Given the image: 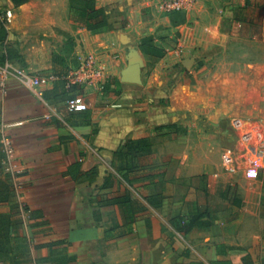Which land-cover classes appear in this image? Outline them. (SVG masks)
I'll list each match as a JSON object with an SVG mask.
<instances>
[{
	"label": "crops",
	"instance_id": "0c3cea01",
	"mask_svg": "<svg viewBox=\"0 0 264 264\" xmlns=\"http://www.w3.org/2000/svg\"><path fill=\"white\" fill-rule=\"evenodd\" d=\"M46 1L52 2L32 0L15 8L12 0H0V56L9 55L15 37L12 21L2 20L4 10L15 14ZM160 3L112 14L108 20L116 24L101 35L71 21L66 5L56 31L66 37L73 32L74 52L83 44L120 54L119 60H105L106 85L102 93H88V111H60L63 92H48L41 100L17 83L0 96V129L9 126L15 149L10 162L0 142V264H264V152L253 160L261 164L256 176L249 177L253 163L248 171L218 154L222 145L213 135L222 132L228 114L182 102L178 95V88L196 95L200 86H213L226 74L264 66L254 45H245L264 42V21L254 30L247 26L258 20H246L264 0H202L172 16ZM144 43L165 55L144 53ZM182 52H194L190 69L184 65L190 58H179ZM218 55L221 60H212ZM199 59L204 65L196 69ZM155 60L154 75L181 63L193 76L180 84L168 73L145 80ZM134 63L141 67V84L123 80ZM212 103L210 97L205 106ZM181 127L187 137L177 133ZM141 139L159 157L178 159L169 181L162 172L131 181L119 175L118 152ZM116 177L123 183L121 199L134 204L132 214L106 200L115 197L109 182ZM196 212L209 214L203 219L208 226L184 234L171 223Z\"/></svg>",
	"mask_w": 264,
	"mask_h": 264
},
{
	"label": "rangeland",
	"instance_id": "374dc122",
	"mask_svg": "<svg viewBox=\"0 0 264 264\" xmlns=\"http://www.w3.org/2000/svg\"><path fill=\"white\" fill-rule=\"evenodd\" d=\"M30 1L32 0H12V3L15 8H20ZM155 1L157 0H94L96 8L100 10L98 15L93 16L91 14L92 16L87 23L81 25L85 26L95 35H101L110 30L109 27L100 26L102 17L107 19L114 18L111 17L113 16L112 14L120 10L143 8L144 6L153 4ZM66 5H68L70 10V20L72 21L73 17L78 18L77 12L72 16L70 0H52L51 3L46 1L42 5H34L32 8L22 7V11L15 13L12 19V29L15 37L8 53L13 57L20 58L24 66L32 70H45L49 73L67 72L75 64V46L71 37L73 32L66 37L56 31L58 28L56 24L59 22ZM259 5L258 10L247 14L246 20L252 18V20H258V23L248 24V28L250 27L254 30H257V27L263 28L264 3H260ZM144 12L147 13V10ZM73 22L76 23L74 20ZM70 29H75V25H72ZM245 45H254L258 50V52H255V58L264 61V42L262 40L254 44L246 43ZM190 55L193 56L194 52L192 54L182 52L179 58L188 57L193 59ZM221 59L219 55L212 58V60ZM227 59L234 58L229 57ZM156 62L158 60L148 64L146 72H144L145 80L151 76H162L168 73L167 76L172 78L173 83L180 84L181 81L187 82L193 76L190 73H185V70L180 67L181 63H178L177 69L175 67V69L170 71L169 68H164V72L154 75L153 69ZM199 65H204L201 59L197 61L194 68L197 69ZM190 68L191 65L188 69ZM220 79L217 80L216 84L208 86V88L203 85L200 86L201 89L197 91L196 95H190L186 87L178 88V95L182 99V102L197 104L203 109L207 108L210 110L213 108L216 111L222 110L228 114L229 117L221 126L222 132L214 133L213 135V139L218 142L217 144L222 145V148L218 150V154L220 156L223 154L226 158L230 157L234 159L233 163L235 164L236 162L237 167L248 170L252 168V163L257 153L261 154L264 152V66L251 69L249 72L243 73L242 71H237L236 73L226 74L222 80ZM58 93L61 94V89ZM210 97L213 98V103L206 107L205 103ZM57 108L60 111H67L69 113L64 104H60ZM204 114L205 112L202 110L200 119L203 121L207 119ZM169 131L173 132L175 130ZM177 133L182 137H187L188 130L181 127ZM185 140L188 139L186 138ZM237 167L236 171L232 172L233 174L239 171ZM117 168L119 175L130 181L136 179L142 173L156 174L157 172H162L164 178H168L167 181H169L178 170V159H174L170 155H161L159 157L150 148L143 153L119 155ZM200 180L202 182L201 185H204L205 179L201 178ZM109 183H112L111 187L114 189V193L110 194H114L115 197L113 199H109L108 197L106 200L109 202H120V191L123 183L118 177L114 180L111 179ZM231 195V200L236 201L235 192H232ZM137 205L138 208H141V203L137 202Z\"/></svg>",
	"mask_w": 264,
	"mask_h": 264
},
{
	"label": "built area",
	"instance_id": "2783aa9c",
	"mask_svg": "<svg viewBox=\"0 0 264 264\" xmlns=\"http://www.w3.org/2000/svg\"><path fill=\"white\" fill-rule=\"evenodd\" d=\"M202 0H161L160 7L166 16L180 12H190ZM14 17L13 9L6 8L2 20L10 23ZM73 64L67 72L39 73L32 72L17 58H10L6 51L0 56V96L7 94L13 83L33 92L39 99L44 100L48 92H61L67 95L65 106L71 113H83L89 110L88 93H102L106 85L105 60H119L120 54L112 51L98 53L83 44H78ZM9 126L2 125L0 142L8 161L15 159L14 144L6 132ZM254 169L249 171V177L256 176V169L261 164L258 159L253 162Z\"/></svg>",
	"mask_w": 264,
	"mask_h": 264
},
{
	"label": "trees",
	"instance_id": "16d2710c",
	"mask_svg": "<svg viewBox=\"0 0 264 264\" xmlns=\"http://www.w3.org/2000/svg\"><path fill=\"white\" fill-rule=\"evenodd\" d=\"M71 1V13L72 16L74 13L77 12L78 18H72L74 21L85 24L89 20V18L93 15H98L99 11L96 8L94 0H70ZM92 14V15H91ZM117 21H110L105 17H102L100 20V26L101 27H109L116 24ZM142 51L148 55L156 56V57H163L165 55V52L162 50H159L158 48L154 47L151 44H143L142 45ZM10 58H17L13 57L9 54ZM20 59V58H17ZM21 60V59H20ZM62 95V92L61 94ZM64 97L63 100L67 99V96L65 93H63ZM58 99H61L59 96ZM173 128V126L171 127ZM151 148V144L148 139H141L138 141L130 140L128 141L122 150L118 152L119 155H127V154H136V153H143ZM135 152V153H134ZM151 203V202H150ZM120 204L123 208L126 209V214H132L134 204L131 199L127 197H122ZM153 205V203H151ZM209 214L202 213V212H196L195 214H192L190 218H185L184 216L178 217L172 220V225L181 233H188L195 227L201 226L206 227L208 226V223L203 221V219L208 218Z\"/></svg>",
	"mask_w": 264,
	"mask_h": 264
},
{
	"label": "water",
	"instance_id": "95a60500",
	"mask_svg": "<svg viewBox=\"0 0 264 264\" xmlns=\"http://www.w3.org/2000/svg\"><path fill=\"white\" fill-rule=\"evenodd\" d=\"M192 63L191 59H187L184 62V65L188 68ZM123 80L127 83L141 84V67L138 63H134L128 67L127 70L123 72Z\"/></svg>",
	"mask_w": 264,
	"mask_h": 264
}]
</instances>
